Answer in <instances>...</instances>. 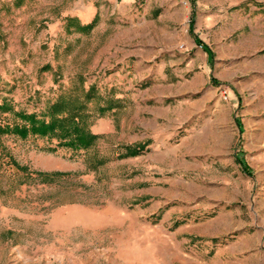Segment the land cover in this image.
<instances>
[{
    "label": "rangeland",
    "instance_id": "rangeland-1",
    "mask_svg": "<svg viewBox=\"0 0 264 264\" xmlns=\"http://www.w3.org/2000/svg\"><path fill=\"white\" fill-rule=\"evenodd\" d=\"M159 62L176 84L144 77ZM91 84L86 151L0 135V264H264V164L233 157L264 95V0H0V101L38 112Z\"/></svg>",
    "mask_w": 264,
    "mask_h": 264
},
{
    "label": "trees",
    "instance_id": "trees-1",
    "mask_svg": "<svg viewBox=\"0 0 264 264\" xmlns=\"http://www.w3.org/2000/svg\"><path fill=\"white\" fill-rule=\"evenodd\" d=\"M96 17L89 22L80 24L73 18H66V30L72 27L78 32H88L94 25ZM201 46L200 43H198ZM94 86L89 85L83 92L82 98L77 96L69 98L66 95L58 94L53 100L46 101L42 110L25 112L13 110L8 100L3 97L0 101V112H10L17 120L12 123H0V135H14L20 139L28 136L45 137L47 140L54 138L55 145L48 147V150L62 147L72 151H86L96 139V135L88 129L87 118L90 116L86 103L94 95ZM111 105L97 108L98 114L111 109ZM129 153L135 154L136 151Z\"/></svg>",
    "mask_w": 264,
    "mask_h": 264
},
{
    "label": "crops",
    "instance_id": "crops-1",
    "mask_svg": "<svg viewBox=\"0 0 264 264\" xmlns=\"http://www.w3.org/2000/svg\"><path fill=\"white\" fill-rule=\"evenodd\" d=\"M189 51L186 52L185 54L187 56L191 55H198L199 53L196 52V49L194 45H189ZM187 49V48H186ZM193 59V57H191L187 62L186 65L191 63L190 61ZM172 65V63L167 64V67L164 64H161V62H159L156 65L155 70L157 71V73L155 72L154 74H152L150 72V70H148L149 68H147L148 72L146 73V75H144V77L148 78L152 84L155 81L158 82H164L166 83L167 86H171L173 84H176L178 82V79H176L175 77H179L180 75L177 74V72L180 69H175V68H170V66ZM185 71H189L188 68H184ZM184 89L190 90L191 87L190 86H185ZM177 91L176 89H171L168 88V92L162 96V98L164 99H169V100H173L174 97L178 96L177 95ZM236 91H233V95L236 96ZM257 93H260L257 92ZM256 100L255 102L252 104L253 105V109L255 112H251L252 114V125L251 127L253 129H249L248 130V135L252 138V141H250V144H245L244 141H239L236 149L234 151L235 154L233 155V157L237 156L239 158H241V162L245 163V167H250L251 164H264V148H263V144H264V114L261 113L262 110H260L259 108L262 107L263 105H261V103L264 101V95L261 96H257L255 97ZM219 107V108H218ZM237 107L236 102L235 101H231L229 100L227 103H223L222 106H216L215 111H221V113L225 114V115H229L232 116V112L234 111V109ZM166 109H169V106L166 107ZM171 111V110H170ZM264 113V112H263ZM251 114H246V113H242L241 111L239 113V115L241 116V118H238L240 120H238L237 124L238 126H236L235 128H230L231 132L227 133V135L229 137H227V145L228 147L231 146L230 142L231 140H236L238 138V131L240 130V126L242 124V131L240 132L241 134L243 132H246V125L245 122H243V116L246 118L247 115H251ZM174 119V118H172ZM215 122V120H212L211 122ZM213 122V123H214ZM175 130H171V129H166L163 132H161L160 135H162L164 138H166L167 140L171 139L174 135H175ZM263 145V146H262ZM226 152V156L227 153H229L228 150L225 151ZM221 166L224 167L226 165H233V161H232V157L229 160L228 157H224L221 160ZM235 166H239V164H234ZM221 186H227V183L225 182H221L220 183Z\"/></svg>",
    "mask_w": 264,
    "mask_h": 264
},
{
    "label": "built area",
    "instance_id": "built-area-1",
    "mask_svg": "<svg viewBox=\"0 0 264 264\" xmlns=\"http://www.w3.org/2000/svg\"><path fill=\"white\" fill-rule=\"evenodd\" d=\"M183 45L182 44H179V47H182ZM225 90L221 88V96L225 99L226 96H225Z\"/></svg>",
    "mask_w": 264,
    "mask_h": 264
}]
</instances>
